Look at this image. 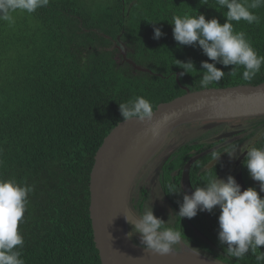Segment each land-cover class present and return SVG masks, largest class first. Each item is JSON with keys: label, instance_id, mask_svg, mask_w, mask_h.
Masks as SVG:
<instances>
[{"label": "trees", "instance_id": "16d2710c", "mask_svg": "<svg viewBox=\"0 0 264 264\" xmlns=\"http://www.w3.org/2000/svg\"><path fill=\"white\" fill-rule=\"evenodd\" d=\"M223 11L199 0H50L31 15L16 14L14 25L0 21V178L34 186L19 225L25 264H99L88 182L96 149L121 120L118 104L143 96L154 109L183 94V86L201 89V61L208 57L199 47L179 46L169 22L198 12L223 23ZM255 12L259 24H233L264 56V7ZM154 27L164 33L159 39H153ZM176 59H190L196 68L179 75V82L176 73L183 70ZM216 67L225 75L208 87L264 81V66L251 81L241 78L242 67ZM237 121L264 127L263 115L227 120L209 131ZM257 142L264 147V139ZM190 148L181 146L171 164L187 160ZM209 157L211 152L194 165ZM196 178L204 180L205 173ZM218 215L215 209L185 217L198 232L190 239H202L211 251L197 246L202 253L224 264H264L251 253L241 259L227 254L218 241Z\"/></svg>", "mask_w": 264, "mask_h": 264}, {"label": "clouds", "instance_id": "9594fccd", "mask_svg": "<svg viewBox=\"0 0 264 264\" xmlns=\"http://www.w3.org/2000/svg\"><path fill=\"white\" fill-rule=\"evenodd\" d=\"M50 0H0V21L9 26L15 24L16 14H33L37 9L47 7ZM201 5H208L217 11L224 10V22L216 17L206 19L204 14L173 16L172 35L179 46L199 47L208 60L201 61L200 86L207 88L210 84L219 83L225 72L216 67L219 63L225 67H242L241 78L251 81L264 66V56L253 48L247 34L236 31L233 22L244 21L248 24H259L260 17L255 10L264 7V0H199ZM155 23V22H153ZM164 33L159 27L153 28V39H159ZM209 60L211 62H209ZM176 64L185 73L196 69L189 59ZM231 69V70H232ZM121 121L135 118L141 123L152 121L154 111L152 103L143 96H137L127 102L119 103ZM167 119V117H165ZM158 128L153 126L151 132L156 135ZM257 139H264V129L256 134ZM240 151L234 148L231 152H211L213 165L221 153L234 157ZM240 152H246L242 161L248 176L259 182L260 192H264V147H257L253 142ZM214 170V169H213ZM34 186L26 182L21 184L16 179L0 178V264H25L22 250L25 240L19 225L24 222V214L29 203L28 197ZM181 187L170 189L167 193H180ZM219 209L217 217L219 230L218 241L226 245L227 254L241 259L251 253L257 261H264V252L259 246L264 245V196L255 187L241 190L234 176L226 178L214 175L205 178L201 186H194L191 194L183 193L179 202V218L195 217L198 212H213ZM128 238L139 236V245L147 251L161 255L173 253L182 246L181 233L172 228L163 227L165 221L154 215L151 204L137 217H134ZM126 221H129L125 217Z\"/></svg>", "mask_w": 264, "mask_h": 264}, {"label": "water", "instance_id": "95a60500", "mask_svg": "<svg viewBox=\"0 0 264 264\" xmlns=\"http://www.w3.org/2000/svg\"><path fill=\"white\" fill-rule=\"evenodd\" d=\"M178 77L179 72V82ZM183 88V94L156 105L152 121L141 123L133 118L117 122L95 151L87 210L99 264H224L184 247L166 255L144 250L127 237L123 228L125 222H134L128 202L137 174L176 127L202 122L212 128L227 120L264 115V81L198 90ZM153 126L158 128L156 135L151 132ZM200 155L187 161L184 182L190 164Z\"/></svg>", "mask_w": 264, "mask_h": 264}, {"label": "flooded vegetation", "instance_id": "af4514ba", "mask_svg": "<svg viewBox=\"0 0 264 264\" xmlns=\"http://www.w3.org/2000/svg\"><path fill=\"white\" fill-rule=\"evenodd\" d=\"M217 126H215V127H217ZM212 128H209V129L207 128L205 130L204 134H199L196 138H192V140H193L192 142H190L191 140H188L185 142H180L178 145H175L173 147H168V149H166L167 139L169 138L171 133L169 134L168 138L163 143V145L154 153V155L144 164V166L139 171V173H140L142 170H144L148 166V173L147 174L150 177V182L155 183V181H157L156 186L161 190L162 194L159 197L155 196L154 194H152L153 192L151 190L149 191L150 186L149 187L141 186L139 188L138 193H136L135 187H136L137 177L139 175V173H138L136 178H135V181H134V183L130 189V193H129V201L134 202V207L136 206V204L138 203V200H140V198H142V202H143L142 207H143L144 203L147 205L150 200H152V199L155 200V197H157L158 200L157 201L155 200L156 204H158V207H159V205L161 203H163L165 207L163 206L162 211H164L165 213H166V210L169 213L172 212V213H170L171 219L170 220H163L164 217L160 211H157L154 215L159 216L163 221H165V223L173 224L175 221L174 216L177 215L175 213L177 211H179V202H182L183 193L187 192L188 194H191V192L194 189V186H201L202 185L204 180L196 178V176H198L202 172L205 173V169H206L207 175H209V176L214 175V172H215V174L218 177L226 178L230 174V175L234 176L237 183L240 184L241 190H243L249 186L255 187L257 192L261 196H264V192H260L259 182L252 180L248 176L247 170L242 164V161L244 159L246 152H240L245 147L252 144L253 142L256 143L259 140H263V139H257L256 134H257L258 130L264 129V127H262V128L261 127H243V128H239L236 130L233 129L232 133H234V135L230 138H227L226 142H222L220 140L219 136H217V137L216 136H210V135L215 134L213 132H218L216 130H213L210 132L209 130ZM221 130L225 131V130H227V128L226 129L224 128ZM209 132H210V134L208 135L207 133H209ZM222 136L226 137L227 134H223ZM240 139H242V140L239 142H236L237 140H240ZM217 140H220V141L217 144L212 145L210 147L202 149L200 146V143H202V144H204V142L216 143ZM186 143H187V145H190L192 147L188 150V153H190V156L184 162H182L176 166H173L171 163H173L175 161V159L171 158V156L174 157L175 154L178 152L179 148L181 146L185 145ZM257 143L255 144V146L257 145ZM197 145H199V147ZM234 148H236L240 151H238L234 157H230L227 153H221L219 160L214 164L213 167H212L213 161L211 160V157L199 162L197 165H194V162L197 159L201 158L202 156H204L205 154H207L209 152H212L213 150L218 151V152H225V151L231 152ZM161 151H163V152L160 154ZM200 153H201V155L195 161H193L190 164V166L188 168V172H187L188 173L187 174V180H186V182H184L182 179V175H183L184 167H185L187 161L191 157H193L197 154H200ZM159 157H161V158H159ZM162 161H164V163H163L162 167L160 169H158L159 165L162 163ZM170 186L173 188L181 187V192L180 193H167L170 189ZM146 191H148V196H147ZM141 192L144 193V196H142V197H141ZM135 200H137V201H135ZM137 208L143 209V208H139V207H137ZM216 209H218V208H216ZM180 219L185 221L186 228L191 227L193 229V231H191L192 234H198V232H196V230L194 229L193 225L187 219H185V217L180 218ZM182 240H183V246L187 247L185 249H189L188 246H190L189 244H192V243L188 242L183 237H182Z\"/></svg>", "mask_w": 264, "mask_h": 264}, {"label": "rangeland", "instance_id": "374dc122", "mask_svg": "<svg viewBox=\"0 0 264 264\" xmlns=\"http://www.w3.org/2000/svg\"><path fill=\"white\" fill-rule=\"evenodd\" d=\"M234 123L237 124V125L236 126L230 125L228 127H225V129L227 128V130H225V131L221 130L224 127H220L218 130H216L218 132H213L215 134L214 135H210V136H216V137L219 136L222 142H226L227 138H230V137H232L234 135V133H232L233 129L236 130V129H239V128L245 126V123L243 121H237V122H234ZM206 129L207 128L205 126V123L195 122V123H187V124L180 125V126L176 127L171 132V135L167 139L166 149H168V147H173L175 145H178L180 142H185V141H188V140H192V138H196L199 134H204ZM207 134L209 135L210 132L207 133ZM221 134L222 135L223 134H227V136L225 137V136H222ZM162 152L163 151H161L160 154ZM159 158H161V157H159ZM147 173H148V166L139 173V175L137 177V181H136L135 192L138 193L139 188L141 186H146V187L150 186L149 191L151 190L153 192L152 194H154L157 197L161 196L162 192L156 186L157 181H155V183H151L150 182V177L148 176ZM146 192H147V196H148V191H146ZM141 197H142V192H141ZM157 197H155L156 201L158 200ZM155 200H153V199L150 200L147 205L144 203L143 207L138 206V204H136V206L134 207V202L129 201L128 205H129V210H130L131 215L134 216V217L139 216L140 214H142V212L145 210V208L151 204V207H152V210H153L154 214L157 211H160L162 213L163 217H164L163 220H170L171 219L170 213H172V212L169 213L166 210V213H165L164 211H162L164 204L160 202L161 204L158 207V204H156ZM135 201H137V200H135ZM137 207L143 208V209H138ZM157 217H159V216H157ZM174 218H175V221H174L173 224L164 223L163 227H165V228H169L170 227V228L174 229L175 231L180 232L181 233V237H183L185 240H187L188 242H191L193 244V245L189 244L190 246H188V247H189L190 250L197 251V252H199L200 254H202V255H204L206 257L211 256L207 252H206V254H204L205 252L198 248V247H200L202 249H205L209 253H211V251L207 248L206 242L203 241L202 239H198V238L190 239V237H193V234L191 232V231H193V229L191 227H189V228L187 227L188 228L187 229L186 226H185L186 225L185 221L181 220L177 215L174 216ZM132 219L134 220L133 217H132ZM130 223H134V222L129 221V222H125V224H124L123 228H124V232L126 234L131 230V224ZM131 239H132V241L134 243L139 244V236L138 235H134L133 237H131ZM183 247L184 246L182 244V246L177 247L174 251H176V250L180 251V249L183 248ZM184 248H187V247H184ZM202 252H204V253H202Z\"/></svg>", "mask_w": 264, "mask_h": 264}]
</instances>
